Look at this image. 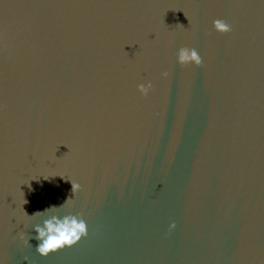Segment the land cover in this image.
<instances>
[{"label": "water", "instance_id": "1", "mask_svg": "<svg viewBox=\"0 0 264 264\" xmlns=\"http://www.w3.org/2000/svg\"><path fill=\"white\" fill-rule=\"evenodd\" d=\"M0 264H264V0H0Z\"/></svg>", "mask_w": 264, "mask_h": 264}, {"label": "clouds", "instance_id": "2", "mask_svg": "<svg viewBox=\"0 0 264 264\" xmlns=\"http://www.w3.org/2000/svg\"><path fill=\"white\" fill-rule=\"evenodd\" d=\"M213 24L217 32L226 34L233 31L232 25H230L224 19H215ZM178 61L183 66H189L192 63H195V65L199 66L203 63L202 57L198 50L189 47H182L179 50ZM162 75L167 77L168 72H164ZM138 90L143 96H148L153 90V85L151 82L147 84L142 83L138 85ZM71 184L72 193L75 194L80 189L81 185L72 180ZM69 199L66 202H68ZM25 203H27L26 199L24 200V204ZM41 214V212H36L32 216ZM26 215L28 214L26 213ZM170 227L175 228V223H173ZM35 231L38 234L36 239L40 241L36 247V250L39 254L47 256L51 252L60 250L65 246H72L80 241L81 237L88 234V225L83 219V213H69L63 217L59 215H51L49 218L43 221V224H36ZM20 239L25 241L26 244L28 243L27 239H25L24 233L20 234Z\"/></svg>", "mask_w": 264, "mask_h": 264}]
</instances>
